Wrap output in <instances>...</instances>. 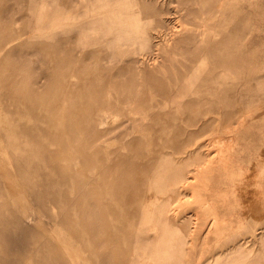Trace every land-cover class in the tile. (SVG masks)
I'll return each mask as SVG.
<instances>
[{
  "label": "rangeland",
  "instance_id": "1",
  "mask_svg": "<svg viewBox=\"0 0 264 264\" xmlns=\"http://www.w3.org/2000/svg\"><path fill=\"white\" fill-rule=\"evenodd\" d=\"M0 264H264V0H0Z\"/></svg>",
  "mask_w": 264,
  "mask_h": 264
}]
</instances>
